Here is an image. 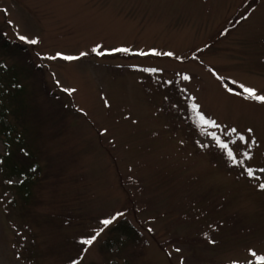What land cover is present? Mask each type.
Masks as SVG:
<instances>
[{"label":"rangeland","instance_id":"obj_1","mask_svg":"<svg viewBox=\"0 0 264 264\" xmlns=\"http://www.w3.org/2000/svg\"><path fill=\"white\" fill-rule=\"evenodd\" d=\"M0 33L29 49L0 53V110L39 163L26 201L0 162V264H264V102L240 87L264 95V0H0Z\"/></svg>","mask_w":264,"mask_h":264},{"label":"trees","instance_id":"obj_2","mask_svg":"<svg viewBox=\"0 0 264 264\" xmlns=\"http://www.w3.org/2000/svg\"><path fill=\"white\" fill-rule=\"evenodd\" d=\"M16 50H21L25 54H28L29 49L18 42H11L0 33V53L7 55ZM29 61H31V59H29ZM19 89L21 90L22 87H19ZM6 111H9V108H7ZM5 113L0 110V132L5 139V153L2 158H0V162L10 179L15 180L13 178L16 177V175L20 177L15 183L19 193L22 195L23 199L27 201L31 197V185L39 172V163L33 160V158L31 159L30 157H33L31 152L21 145L20 139L15 134V127L6 120L7 117ZM190 117H185L188 124L190 122ZM195 122L196 124H192L193 130L202 133V128H200L201 124L198 123L196 119ZM19 153H21L23 157L20 156L21 154L18 155ZM116 229L132 242L138 240L137 230L131 223L127 221L119 222L116 225Z\"/></svg>","mask_w":264,"mask_h":264},{"label":"snow or ice","instance_id":"obj_3","mask_svg":"<svg viewBox=\"0 0 264 264\" xmlns=\"http://www.w3.org/2000/svg\"><path fill=\"white\" fill-rule=\"evenodd\" d=\"M19 39L23 41V40L26 39V37L20 36ZM36 42H37L36 40H31L30 41V43H32V44H35ZM99 47L100 46L94 47L92 49V51L93 52H98V48ZM110 51L111 52H128L129 49H127V48H114V49H111ZM153 51H155V50H153ZM98 54L99 55H105L106 53L103 52V51H99ZM141 54L143 55L144 53H141ZM61 55L62 54L57 53V56H61ZM85 55H87V54L86 53H83V52L80 53V56H85ZM167 55L171 56L173 54L169 52V53H167ZM54 58L55 57H53V59ZM63 59H66V60H76V59H79V57H76V56H63ZM184 78L185 79H188V77H184ZM233 83H235V82H233ZM240 87L243 89V93L247 94L246 95V98L255 99L256 101H259V102H264V95L258 94L255 89L250 88V87H246L244 85H241ZM64 91H66V92H74L75 89H64ZM228 91L231 92V91H233V89L229 88ZM193 107H198V105H193ZM199 118H200L201 123H203L205 125H209L210 124V125H212L214 127H217L218 126V125H216V122L215 121L206 119L202 114H200V117ZM231 131L232 132H236L237 130L235 128H232ZM248 131L251 132L252 130L249 129ZM211 135L215 136V133H212ZM239 138L241 140H244V137L243 136H240ZM217 141L219 142V138L218 137H217ZM251 143L252 144H255V139L254 138L252 139V142ZM220 147L221 148H224V149H228V155L230 157H232L233 162H236V158H235V156H233L232 150L228 148V144L221 142L220 143ZM249 147H251V144L249 145ZM247 155H248V153H245V156H247ZM240 163H242V161H240ZM248 174L249 175L252 174L251 169L248 170ZM260 188L262 190H264V183L260 184ZM120 215H122V214L121 213H117L115 216L111 217L110 219H105V220L101 221V223L105 227H107L108 225H110ZM102 231H103V228H101L99 231H97L91 237L82 240V243L85 244V245L91 246L94 243V241L96 240L97 236H99L100 232H102ZM253 255H255V253H253ZM258 259L261 260V261H264V256H259ZM233 264H235V262H233Z\"/></svg>","mask_w":264,"mask_h":264}]
</instances>
